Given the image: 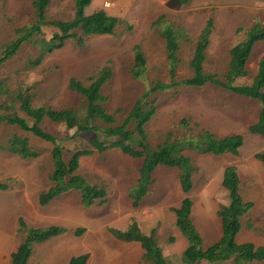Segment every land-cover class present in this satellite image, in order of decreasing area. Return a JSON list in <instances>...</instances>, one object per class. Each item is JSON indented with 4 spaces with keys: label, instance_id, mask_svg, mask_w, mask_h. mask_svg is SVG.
<instances>
[{
    "label": "rangeland",
    "instance_id": "obj_1",
    "mask_svg": "<svg viewBox=\"0 0 264 264\" xmlns=\"http://www.w3.org/2000/svg\"><path fill=\"white\" fill-rule=\"evenodd\" d=\"M171 1L93 0L85 14L104 11L120 19L122 24L114 34L92 36L82 46L69 40L50 53L37 40L24 43L12 59L0 64V83L12 93L20 87L28 88L34 107L75 109L83 117L84 100L68 89V83L77 80L88 85L89 78L107 69L110 77L101 90L106 99L102 105L108 114L115 116L113 126H117L147 85L169 83L166 41L153 25L161 16L179 37L176 81L192 76L189 64L208 21H212L213 27L203 69L206 74L218 77L227 72L231 48L242 42L253 26L264 29V0H190L181 7H171ZM32 16L29 0H0V52L15 40L17 29L32 22ZM73 16L74 0H53L47 11L48 21H70ZM56 32L58 30L45 26L39 38L49 41ZM134 48L140 49L146 61L145 83L131 78ZM262 57L264 41L255 44L248 70L254 73ZM38 58H42L41 64L30 68L27 63ZM251 81L244 78L236 80L235 85H249ZM1 95L0 102L5 100ZM154 99L156 113L145 127L153 147L163 143L168 135L179 136L184 130L179 129L180 123L186 120L194 135L208 131L217 137L241 136L243 143L238 155L214 157L186 153L197 167L194 186L188 195L179 189L176 169L157 167L152 173L154 184L135 209L128 193L137 184L142 160L125 156L118 149L92 153L79 159L76 175L90 185L105 188L106 203L84 208L79 192L70 190L49 204L41 205L39 195L54 186L51 181L53 145L17 127L0 125V183L9 188L0 191V264H11L10 255L24 242L28 230L50 227L67 231L34 245L28 264H68L72 258L84 254L90 255L87 264H146L145 251L140 244L121 242L112 235L114 230L126 231L133 222L146 235L156 231L154 239L166 264H183V252L188 243L176 227L171 209L189 197L193 201L191 219L203 247L217 243L222 233L217 211L228 203L221 183L223 172L229 166L235 167L238 173L242 202L250 205L240 218L235 242L264 247V164L254 158L264 153V137L249 132L250 126L258 121V103L210 85L178 87L158 93ZM42 129L56 136L66 151L94 147L92 133L76 134L75 129L67 131L62 124L48 121L42 124ZM12 136L28 139L30 149L37 152L38 157L22 160L5 152L3 148ZM77 229H84L80 237L74 235Z\"/></svg>",
    "mask_w": 264,
    "mask_h": 264
},
{
    "label": "trees",
    "instance_id": "obj_2",
    "mask_svg": "<svg viewBox=\"0 0 264 264\" xmlns=\"http://www.w3.org/2000/svg\"><path fill=\"white\" fill-rule=\"evenodd\" d=\"M33 10L32 22L24 28L15 31L16 38L0 52V64L12 59L24 43L37 40L43 45L45 51L50 53L60 49L69 41L74 40L82 46L86 39L97 35H112L122 21L109 16L104 11H96L90 15L85 14L93 0H74V16L70 21H48L47 11L53 0H29ZM190 0H173L171 7H181ZM159 35L166 41V58L169 74V83L155 82L147 85L141 97L124 116L121 124H116L114 115L108 114L103 108L106 99L101 90L110 77V72L105 69L95 77L88 79V85L77 80H70L68 89L72 93L80 95L85 107L84 116L75 109L55 110L46 107H34L32 95L20 87L15 92L3 88L0 83V94L5 100L0 102V125L17 127L24 133L31 134L35 138L53 145L51 158L53 172L51 181L54 184L46 192L39 195V203L47 205L59 195L76 190L80 194L81 204L84 208L106 203L107 192L105 188L90 185L81 176L76 175L79 168V159L92 153H102L108 149H118L125 156L135 160H142L139 169V178L136 186L129 190L128 198L133 208H138L141 201L148 195L150 187L154 184L153 171L157 167L176 169L178 172L179 189L184 195H188L193 189V177L197 173V167L192 157L223 155L237 156L243 143V138L237 135L217 137L203 131L195 135L190 133L188 123L183 120L179 129V136L168 135L167 139L153 147L148 141L145 127L156 113V101L154 96L158 93L170 91L178 87L199 88L205 85L225 90L241 98L256 101L260 112L256 124L251 125L249 132L253 135L264 137V57L259 60L254 73L248 70L247 64L252 55L256 43L264 41V29L255 25L249 30L244 40L229 51V63L227 72L223 77L206 74L203 63L206 58V48L212 32V21H208L202 30L196 48L190 61L192 76L180 81L174 80L178 64V35L173 26L166 23L161 16L153 23ZM52 27L56 32L51 40L39 38L42 28ZM134 64L130 70L133 80L145 83L146 61L140 49H133ZM42 58L30 60L27 64L35 68L41 64ZM251 78V83L235 85L236 80ZM48 121L52 124H62L67 131L75 129L76 134L92 133L95 135L92 150L66 151L57 137L45 132L42 124ZM102 125L107 126L103 128ZM74 135L73 137H75ZM69 136L68 139H71ZM10 155H17L22 160H30L38 157V153L31 150L29 140L19 136L9 138L3 148ZM185 153V154H184ZM254 158L264 164V153L256 154ZM240 179L235 167H227L223 172L221 187L227 193L228 203L219 207L217 216L221 220V237L217 243L208 248L203 247L202 238L197 231L191 213L193 201L185 197L177 208L171 212L175 217L176 227L186 239L188 246L183 252V264H222L226 261H234L235 264H251L264 262V247L256 248L252 243L237 244L236 235L240 231V218L244 216L249 204L242 202L239 194ZM8 186L0 183V191L8 190ZM67 230L59 227L47 229H30L26 232L25 240L17 250L10 255L11 264H28L33 252V246L42 244ZM84 229L74 232L80 237ZM112 235L121 242H136L145 251L146 264H166L162 250L155 242V230L149 235L142 233L137 223L133 222L126 231H112ZM89 254L72 258L68 264H87Z\"/></svg>",
    "mask_w": 264,
    "mask_h": 264
},
{
    "label": "crops",
    "instance_id": "obj_3",
    "mask_svg": "<svg viewBox=\"0 0 264 264\" xmlns=\"http://www.w3.org/2000/svg\"><path fill=\"white\" fill-rule=\"evenodd\" d=\"M69 244H71V243H69ZM105 252H107V251H105ZM108 254V253H107ZM89 260H90V258H89Z\"/></svg>",
    "mask_w": 264,
    "mask_h": 264
}]
</instances>
